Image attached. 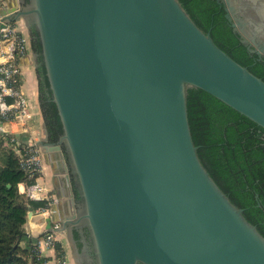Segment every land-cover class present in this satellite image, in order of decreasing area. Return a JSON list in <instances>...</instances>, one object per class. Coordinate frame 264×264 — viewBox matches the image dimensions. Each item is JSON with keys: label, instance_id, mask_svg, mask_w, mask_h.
<instances>
[{"label": "water", "instance_id": "water-1", "mask_svg": "<svg viewBox=\"0 0 264 264\" xmlns=\"http://www.w3.org/2000/svg\"><path fill=\"white\" fill-rule=\"evenodd\" d=\"M33 5L17 15L36 18L64 127L50 143L44 126L39 144L65 182L64 226L87 221L95 246L91 256L85 248L87 264H264V236L203 166L187 111V89L199 87L264 128V80L178 0Z\"/></svg>", "mask_w": 264, "mask_h": 264}, {"label": "trees", "instance_id": "trees-1", "mask_svg": "<svg viewBox=\"0 0 264 264\" xmlns=\"http://www.w3.org/2000/svg\"><path fill=\"white\" fill-rule=\"evenodd\" d=\"M178 1L205 33L210 32L222 50L264 80V58L258 59L254 47L232 25L219 0ZM35 31L40 36L38 28ZM38 45L43 52L40 38ZM39 71V106L49 141L57 143L64 134V127L46 65L43 64ZM187 111L203 166L230 201L243 210L244 217L264 236V128L199 87L187 89ZM64 149L70 161L68 148L64 146ZM33 180L21 168L15 150L5 145L0 136V264H47L49 260L34 248V242L24 227L29 205L43 204L40 200L27 201L19 190L20 183ZM73 185L77 201L84 202L77 175L73 178ZM73 234L81 246L80 229L74 228ZM56 250L58 256L64 255L58 241Z\"/></svg>", "mask_w": 264, "mask_h": 264}, {"label": "built area", "instance_id": "built-area-1", "mask_svg": "<svg viewBox=\"0 0 264 264\" xmlns=\"http://www.w3.org/2000/svg\"><path fill=\"white\" fill-rule=\"evenodd\" d=\"M17 13L16 6L11 7L6 0H0V136L5 145L17 153L21 168L29 178L34 179L19 184L21 194L29 202L43 201L38 207L29 205L34 207V211L28 210L30 225L34 222L46 224L47 219L52 218L58 198L53 188L41 180L45 156L39 143L44 131L36 124L38 107L25 88L28 79L26 68L31 57V36L26 20ZM37 193L41 199L36 197ZM61 227V223L56 221L50 230L37 237L26 233L32 237L30 240H33L34 248L43 255L48 250L56 249V237ZM57 262L66 264L65 256H57Z\"/></svg>", "mask_w": 264, "mask_h": 264}, {"label": "flooded vegetation", "instance_id": "flooded-vegetation-1", "mask_svg": "<svg viewBox=\"0 0 264 264\" xmlns=\"http://www.w3.org/2000/svg\"><path fill=\"white\" fill-rule=\"evenodd\" d=\"M6 1L9 3L11 7L16 6L18 8V13L30 10L34 7L33 0H6ZM219 1L222 4V8L226 12V14L232 15V19H231L232 25L233 23H235L237 26L234 27L237 28L242 33L243 37L249 41L250 45L254 47L255 53L258 55V59L264 58V0H219ZM26 23L31 26V28H28L31 36V57L28 59V67H30L29 70L31 71V73H33V75H35L37 80L38 100H39V86L41 80V74L39 69H41L43 64H45L44 57L42 54L43 52L39 49V45H38L40 36H38V34H36L35 31V29H37L35 16L33 14H29L26 18ZM242 29L243 31H247L250 34V38L247 37L241 31ZM64 146H63V151L65 153L66 159L72 167L71 174H72V183H73V178L74 176H76V174L72 172L73 171L72 159L70 158V161L68 160L67 152L64 149ZM67 151L69 152V150ZM77 203H78L77 213L78 215H82L85 211L84 202L79 203L77 201ZM76 227L79 228L81 231L80 240L83 242V244L80 247L83 246L84 248H86L88 254L91 256L95 252V246H94L93 238L91 236V232L89 231V228L87 226L86 219H81L77 224H74L72 228L73 238H74L73 229ZM74 240L78 245V240H76L75 238Z\"/></svg>", "mask_w": 264, "mask_h": 264}, {"label": "crops", "instance_id": "crops-1", "mask_svg": "<svg viewBox=\"0 0 264 264\" xmlns=\"http://www.w3.org/2000/svg\"><path fill=\"white\" fill-rule=\"evenodd\" d=\"M28 78L29 79L25 84V88L31 100L38 107L39 114L36 116V124L44 131L45 125L39 106L37 80L35 75L31 73V71L29 72ZM44 156L45 167L42 173L41 180L47 182L53 188V191L58 198V203L54 206L55 211L52 214V223L57 221L60 222L62 225L61 230L59 231L56 237V240L61 243L63 253L66 258V264H87L85 248L83 246H78L72 235V228L74 224L71 223L68 224L66 227L64 226V220L68 217L69 210L68 205L66 203L67 196L65 195V182L63 180L61 181V179H57V177L55 176V171H57V168L59 166L57 162L52 161L50 155L48 156L47 153H44ZM61 175L62 174H60L59 177H61ZM46 226L47 223L39 224L34 222L30 225L29 221H27L24 227L26 232L30 233L33 237H37L38 235H42L43 232L46 231ZM43 255L49 257L47 264H58V255L56 249L48 250L44 252Z\"/></svg>", "mask_w": 264, "mask_h": 264}, {"label": "rangeland", "instance_id": "rangeland-1", "mask_svg": "<svg viewBox=\"0 0 264 264\" xmlns=\"http://www.w3.org/2000/svg\"><path fill=\"white\" fill-rule=\"evenodd\" d=\"M23 18H24V17H23ZM24 19H25V18H24ZM29 69H30V67H27V68H26L28 77H29V72H30ZM32 71H33V70H32ZM28 79H29V78H28ZM28 79H27V80H28Z\"/></svg>", "mask_w": 264, "mask_h": 264}]
</instances>
